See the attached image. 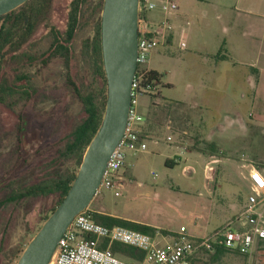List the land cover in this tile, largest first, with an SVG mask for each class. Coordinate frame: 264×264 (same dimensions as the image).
<instances>
[{
  "label": "rangeland",
  "instance_id": "rangeland-1",
  "mask_svg": "<svg viewBox=\"0 0 264 264\" xmlns=\"http://www.w3.org/2000/svg\"><path fill=\"white\" fill-rule=\"evenodd\" d=\"M71 2L52 0L49 14L34 35L19 51L7 54L0 72V82L7 78L16 87L15 94L0 95V264L17 263L44 218L57 206L58 195L5 200L46 177L68 176L79 169L76 156L56 160L68 135L86 117L84 104L69 79L82 92L93 89L99 105L104 100V112L107 84L98 75L97 57L91 52L104 0L82 2L69 50L56 53L51 30L58 31L65 42ZM147 18L157 21L160 14L148 12ZM211 49L181 54L183 60L167 75L173 85L161 79L157 98L140 99L139 110L146 119L140 129L145 132L148 149L129 155L128 164L132 165L122 173L130 182L121 196L102 190L92 209L151 225L155 231L198 235L210 234L242 211L249 191L244 174L251 166L264 163V93L261 103H255L259 107H252V95L258 88L247 81L249 70L241 65L243 56L232 55L231 62L236 61L232 70H236L228 81L214 84L207 78L212 72L207 54ZM17 75L25 77L16 81ZM24 88L32 91L30 96L21 94ZM187 99L190 102L181 101ZM239 112V126L214 135L218 143L233 141L232 148L217 146L216 156L210 157L197 122L201 118L209 132ZM168 135L173 141H167ZM181 147L185 152L180 156ZM167 159L177 164L166 165ZM207 166L216 167L213 180ZM187 167L192 168V177L184 174ZM214 254L200 253L197 264H264V242L250 256L227 251L214 259Z\"/></svg>",
  "mask_w": 264,
  "mask_h": 264
},
{
  "label": "built area",
  "instance_id": "built-area-1",
  "mask_svg": "<svg viewBox=\"0 0 264 264\" xmlns=\"http://www.w3.org/2000/svg\"><path fill=\"white\" fill-rule=\"evenodd\" d=\"M179 9V0H140L137 67L132 82V100L125 132L107 162L100 188L121 196L130 180L122 173L130 154L148 149L147 139L140 126L145 117L139 110L142 97L151 98L161 92V80L152 75L150 67L154 51L168 41L172 19ZM160 18L149 21L148 12ZM167 141H173L168 135ZM182 151L177 155L184 154ZM212 178L215 169L207 166ZM249 191L242 211L226 224L208 235H197L178 230H157L145 233L124 226H106L95 221L98 212L90 206L78 213L57 243L50 264H194L200 253H215L221 248L241 255H251L264 242V164L251 166L247 176ZM107 241L106 247L101 242ZM113 242L137 248L143 252L141 260H127L116 255Z\"/></svg>",
  "mask_w": 264,
  "mask_h": 264
},
{
  "label": "water",
  "instance_id": "water-1",
  "mask_svg": "<svg viewBox=\"0 0 264 264\" xmlns=\"http://www.w3.org/2000/svg\"><path fill=\"white\" fill-rule=\"evenodd\" d=\"M28 0H0V16ZM140 0H104L101 45L107 93L101 124L88 144L65 197L44 221L16 264H50L73 218L87 209L100 188L111 154L124 135L137 67ZM187 167L184 174L193 176Z\"/></svg>",
  "mask_w": 264,
  "mask_h": 264
},
{
  "label": "crops",
  "instance_id": "crops-1",
  "mask_svg": "<svg viewBox=\"0 0 264 264\" xmlns=\"http://www.w3.org/2000/svg\"><path fill=\"white\" fill-rule=\"evenodd\" d=\"M172 25L167 43L154 51L150 61L151 69L159 72L166 84L173 85L167 75L175 64L183 60L181 54L192 50L197 53V50L212 47V51L207 53L211 56L208 61L213 63L210 66L212 72L207 74V78L214 84L228 81L231 72L236 70H232L236 61L231 62V56H243L241 65L249 70L247 81L252 88L259 90L254 91L251 104H254V108L259 107L255 103H261L264 93V0H179V9L172 19ZM189 86L191 92L193 85ZM181 101L190 102V99ZM239 114L229 116L209 132H205L204 122L200 118L197 122L200 138L222 149H231L233 141L218 143L214 135L227 133V130L239 126L236 121ZM214 169L211 180L215 178L216 167ZM248 173L249 169L244 174L246 179Z\"/></svg>",
  "mask_w": 264,
  "mask_h": 264
},
{
  "label": "trees",
  "instance_id": "trees-1",
  "mask_svg": "<svg viewBox=\"0 0 264 264\" xmlns=\"http://www.w3.org/2000/svg\"><path fill=\"white\" fill-rule=\"evenodd\" d=\"M84 0H72L70 4V11L68 16V24L65 32L64 40L61 41V36L58 31L52 28V33L54 35V51L57 52H67L69 50L68 44L74 38L78 23H79V12L81 4ZM52 5V0H28L23 5L18 8L10 11L9 13L0 16V72L2 71L5 60L7 59V54L15 53L20 50V48L26 44L30 38L34 35L39 23L47 17L50 12ZM91 52L97 57V73L100 77L106 82L105 71L103 67V57H102V45H101V22L98 25L96 36L91 44ZM55 53V52H54ZM152 75L155 76L158 80L162 79V75L156 70H152ZM25 76L17 75L15 77L16 81L21 80ZM69 83L80 97L81 101L84 104V110L86 112V117L84 120L75 126V128L68 135V141L63 149H60L56 160L63 159L70 156H76L79 160V164L82 161L85 150L93 138L94 134L98 130L102 116L103 110L102 106L104 100L101 104L98 103V96L96 92L92 90L82 92L75 82L70 78ZM16 87L13 84H9L7 78H2L0 82V95L15 94ZM32 91L29 88H24L21 91L22 95L30 96ZM102 97H105L104 91L99 92ZM159 94L153 95L151 98H157ZM145 133V132H144ZM144 137V134L143 136ZM196 143H200L196 139ZM206 146L209 150L208 154L210 156H216L219 149L217 145L213 142L207 143ZM166 165H175L177 162L167 159ZM80 166V165H79ZM76 172L68 176L66 175H57L52 177H46L42 181L31 184L27 188L17 193L11 194L5 202L14 201L17 199H22L24 197H30L34 195H49L57 194L58 203L65 197L68 189L71 186ZM91 203L90 207L92 206ZM56 206V207H57ZM53 208L52 212L55 210ZM49 217L46 216L44 221ZM92 217L98 223H101L106 226H124L129 229L142 231L145 233H154L155 227L143 223L134 222L127 219H122L110 214H101L95 212L92 214ZM107 245V241L101 242V247L104 248ZM111 248L116 255H122L127 257V260H141L143 258V252L137 248L125 245L119 242H113ZM23 252V251H22ZM226 252L224 249H217L214 254V259L217 258L220 254ZM124 259V258H123ZM193 263L197 264L200 261V257L193 258Z\"/></svg>",
  "mask_w": 264,
  "mask_h": 264
}]
</instances>
